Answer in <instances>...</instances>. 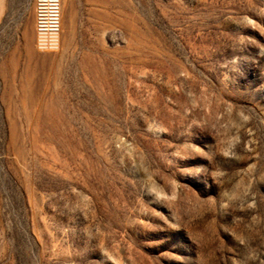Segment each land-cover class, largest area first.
<instances>
[{"label": "rangeland", "instance_id": "374dc122", "mask_svg": "<svg viewBox=\"0 0 264 264\" xmlns=\"http://www.w3.org/2000/svg\"><path fill=\"white\" fill-rule=\"evenodd\" d=\"M18 4L0 264H264V0H62L40 65Z\"/></svg>", "mask_w": 264, "mask_h": 264}, {"label": "crops", "instance_id": "0c3cea01", "mask_svg": "<svg viewBox=\"0 0 264 264\" xmlns=\"http://www.w3.org/2000/svg\"><path fill=\"white\" fill-rule=\"evenodd\" d=\"M22 0H20L21 2ZM10 24V50L11 58L14 65H19V52L24 51V59H28L29 63L40 65L42 57L34 50L35 30H34V0H26V4H18L16 7L8 11ZM6 40V10L0 16V40ZM6 54L0 56V65L5 64ZM25 64V63H24Z\"/></svg>", "mask_w": 264, "mask_h": 264}, {"label": "built area", "instance_id": "2783aa9c", "mask_svg": "<svg viewBox=\"0 0 264 264\" xmlns=\"http://www.w3.org/2000/svg\"><path fill=\"white\" fill-rule=\"evenodd\" d=\"M61 0H34L35 49L40 53L60 48Z\"/></svg>", "mask_w": 264, "mask_h": 264}, {"label": "bare ground", "instance_id": "6f19581e", "mask_svg": "<svg viewBox=\"0 0 264 264\" xmlns=\"http://www.w3.org/2000/svg\"><path fill=\"white\" fill-rule=\"evenodd\" d=\"M61 5H62V0H61ZM60 10H61V8H60ZM60 13H61V11H60ZM60 28H61V18H60Z\"/></svg>", "mask_w": 264, "mask_h": 264}]
</instances>
